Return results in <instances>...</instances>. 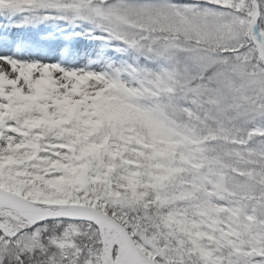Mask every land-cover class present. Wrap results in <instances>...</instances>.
<instances>
[{"label": "snow or ice", "instance_id": "snow-or-ice-1", "mask_svg": "<svg viewBox=\"0 0 264 264\" xmlns=\"http://www.w3.org/2000/svg\"><path fill=\"white\" fill-rule=\"evenodd\" d=\"M0 264H264V0H0Z\"/></svg>", "mask_w": 264, "mask_h": 264}]
</instances>
